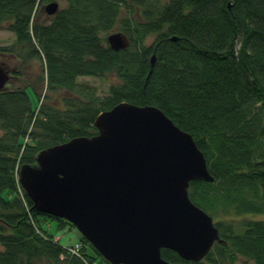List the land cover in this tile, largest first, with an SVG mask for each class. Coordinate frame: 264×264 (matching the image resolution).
Here are the masks:
<instances>
[{
  "label": "trees",
  "instance_id": "trees-1",
  "mask_svg": "<svg viewBox=\"0 0 264 264\" xmlns=\"http://www.w3.org/2000/svg\"><path fill=\"white\" fill-rule=\"evenodd\" d=\"M37 1L0 0V27L15 33L19 58L42 62L33 83L0 91V264L105 260L83 236L81 256L53 240L40 217L74 225L36 211L19 170L42 149L96 134V117L123 101L161 108L193 135L215 177L191 181L189 195L223 217L216 225L225 242L201 261L167 248L162 256L175 264H236L239 257L240 264H264V220L233 218L264 214V0H66L50 23L36 17ZM132 4L140 18L122 19L124 8L136 12ZM117 26L131 40L119 51L102 38ZM149 35L156 40L145 46ZM15 51L0 46V53ZM107 75L118 81L103 98L78 82ZM44 82L47 92L66 94L43 96ZM29 88L40 101L36 107Z\"/></svg>",
  "mask_w": 264,
  "mask_h": 264
},
{
  "label": "water",
  "instance_id": "water-1",
  "mask_svg": "<svg viewBox=\"0 0 264 264\" xmlns=\"http://www.w3.org/2000/svg\"><path fill=\"white\" fill-rule=\"evenodd\" d=\"M45 10L54 15L59 3ZM107 41L116 51L130 44L122 31ZM150 61L154 67L155 53ZM11 77L0 62V91ZM94 124L97 134L42 149L35 163L21 165L19 181L36 211L74 224L111 264H175L163 248L201 261L225 242L213 216L189 195L191 181H215L191 133L158 106L129 101Z\"/></svg>",
  "mask_w": 264,
  "mask_h": 264
},
{
  "label": "rangeland",
  "instance_id": "rangeland-1",
  "mask_svg": "<svg viewBox=\"0 0 264 264\" xmlns=\"http://www.w3.org/2000/svg\"><path fill=\"white\" fill-rule=\"evenodd\" d=\"M38 1L36 2V6L38 8V13L36 17L40 21H43L44 23H50L53 16H49L46 13L45 8H44L48 2H43L41 5H39ZM55 1L59 3L60 8H64L68 5L66 0H55ZM163 1L164 0H162V2ZM133 9H136V12H133L132 9L129 10V9L124 8L122 12V19L130 18L132 16L139 17L140 9H138L135 5H133ZM119 30H121L120 26H117L108 32H103L102 38L104 42L107 43V37L110 33L114 31H119ZM155 40H156L155 35H149L145 39L144 45L150 46L155 42ZM0 46L2 47H8V46L13 47L14 46L16 50L15 52H12V53H2V52L0 53V62L4 61L5 63L9 65L11 69H13L16 72L15 77L12 78V80L9 82V85L7 86L8 88H14V89L23 88L26 86V84L30 82L33 83L37 79V77L39 78L42 75V62L39 59L25 58L26 60L24 59L22 60L21 58H19L18 53L20 51V46L16 44V35L13 31L5 27H0ZM117 81L118 79L115 75H107L103 77L81 76L78 78L79 83L88 84L90 86L95 87L99 96H101L102 98L109 94L111 84ZM38 90L42 93L43 96L46 93L47 95H51L52 98L56 95L55 99H61L60 94L62 96L66 94L65 92H57V93L47 92L45 82L40 83L38 85ZM28 91L31 96L32 104L35 105V107L36 105L38 106V103H40V101L37 99L36 93L33 91L32 88H29ZM47 100L51 101L45 98L44 102H46ZM57 106L62 107L63 104L57 102ZM1 135H2V132L0 131V136ZM21 192H20V195L22 194ZM226 218H227V221H229V216H226ZM233 218L235 219L245 218V219H255V220L263 219L264 220V214H249V215H243V216L233 217ZM40 219L42 220L43 225L49 230L50 233H52L55 236L61 237V243L65 246L74 244L81 236L80 231L74 226H71L65 223V224H62L61 226L63 227H61L59 225V221H57L56 219H51V218H46V217H43V218L40 217ZM221 219H223L222 216L219 218L214 217L215 223ZM230 219H231V216H230ZM0 249H2V246H0ZM98 261L101 264H106L105 260H103L102 258H99ZM240 262H241V259L239 257L236 259V264H240Z\"/></svg>",
  "mask_w": 264,
  "mask_h": 264
},
{
  "label": "built area",
  "instance_id": "built-area-1",
  "mask_svg": "<svg viewBox=\"0 0 264 264\" xmlns=\"http://www.w3.org/2000/svg\"><path fill=\"white\" fill-rule=\"evenodd\" d=\"M55 241H61V238L60 237H57V238H55ZM70 250L73 252V253H75V254H77V255H80V250H81V244L80 243H77L75 246H73V247H71L70 248ZM93 264H96V263H93Z\"/></svg>",
  "mask_w": 264,
  "mask_h": 264
},
{
  "label": "flooded vegetation",
  "instance_id": "flooded-vegetation-1",
  "mask_svg": "<svg viewBox=\"0 0 264 264\" xmlns=\"http://www.w3.org/2000/svg\"><path fill=\"white\" fill-rule=\"evenodd\" d=\"M4 63H5V62H4ZM5 64H6V66H7L9 69H11L7 63H5ZM11 71H13V73H12L13 75H12V76L15 77V74H14L15 72H14V70L11 69Z\"/></svg>",
  "mask_w": 264,
  "mask_h": 264
}]
</instances>
